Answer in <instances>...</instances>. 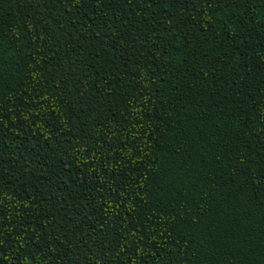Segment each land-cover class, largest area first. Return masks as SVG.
Wrapping results in <instances>:
<instances>
[{"label": "trees", "instance_id": "trees-1", "mask_svg": "<svg viewBox=\"0 0 264 264\" xmlns=\"http://www.w3.org/2000/svg\"><path fill=\"white\" fill-rule=\"evenodd\" d=\"M0 264H264V0H0Z\"/></svg>", "mask_w": 264, "mask_h": 264}]
</instances>
